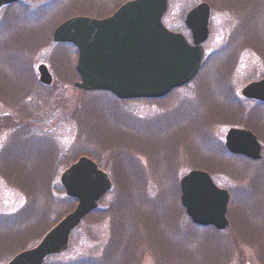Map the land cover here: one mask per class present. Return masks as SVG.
Masks as SVG:
<instances>
[{
    "label": "rangeland",
    "instance_id": "obj_1",
    "mask_svg": "<svg viewBox=\"0 0 264 264\" xmlns=\"http://www.w3.org/2000/svg\"><path fill=\"white\" fill-rule=\"evenodd\" d=\"M128 1L25 0L0 10V264L73 211L60 177L80 157L106 172L111 189L67 250L43 264H264V105L240 93L264 78V0H168L162 24L188 42L186 14L203 2L210 18L198 75L164 99L78 91L76 48L52 42L53 30ZM233 124L256 136L260 161L227 153ZM192 170L229 194V226L216 241L204 243L180 207L179 181Z\"/></svg>",
    "mask_w": 264,
    "mask_h": 264
},
{
    "label": "water",
    "instance_id": "obj_2",
    "mask_svg": "<svg viewBox=\"0 0 264 264\" xmlns=\"http://www.w3.org/2000/svg\"><path fill=\"white\" fill-rule=\"evenodd\" d=\"M24 0H0V9ZM168 0H132L104 19L73 17L52 32L54 43L76 48L74 88L84 92H107L122 101L157 100L188 85L203 61L201 45L208 37L209 6L200 3L185 16L184 36L168 31L162 17ZM39 82L49 86L52 77L46 66L38 65ZM241 96L264 104V78L241 90ZM230 155L251 161L261 158V145L245 129L230 128L224 136ZM65 196L76 202L72 212L49 230L32 249L15 255L7 264H43L47 257L66 251L71 232L94 210L111 189L105 172L87 157H80L60 177ZM179 200L186 217L201 228L223 231L228 192L219 189L210 176L192 170L179 181Z\"/></svg>",
    "mask_w": 264,
    "mask_h": 264
},
{
    "label": "trees",
    "instance_id": "obj_3",
    "mask_svg": "<svg viewBox=\"0 0 264 264\" xmlns=\"http://www.w3.org/2000/svg\"><path fill=\"white\" fill-rule=\"evenodd\" d=\"M232 126H234V127H238V125L237 124H233ZM240 127V126H239ZM244 127H247V126H244ZM241 128V127H240ZM195 231H197L196 230V228H194V227H192ZM121 230H122V227L121 226H118L117 228H115V238H116V241H114V243L112 242V244L114 245H117L116 247L118 248L119 247V244H120V242L122 243V240H121V238H122V233H120L121 232ZM199 232H202L201 234H205V236H204V238H205V240H204V243H206V239L207 240H209L210 242H212L213 240H215L216 241V238L219 236V233H217V232H215V231H213L212 229H200L199 230ZM124 236V235H123ZM212 237H215L213 240H212ZM124 238H126L125 236H124ZM129 240H127V242L126 243H124V245H122L121 247L125 250L127 247H128V245H129V242H128ZM164 241H166V238H163L162 239V241H160L159 243H158V245H161L162 247H163V245H164ZM24 246H22L21 247V249L23 248ZM119 250H120V247H119ZM124 250H122V252H124ZM120 253H121V250H120ZM220 254V253H219ZM109 255H111V254H109Z\"/></svg>",
    "mask_w": 264,
    "mask_h": 264
}]
</instances>
